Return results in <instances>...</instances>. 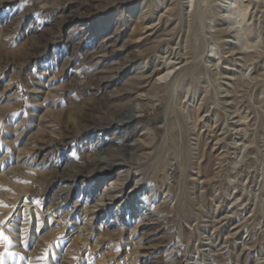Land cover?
I'll return each instance as SVG.
<instances>
[{"label": "rangeland", "instance_id": "1", "mask_svg": "<svg viewBox=\"0 0 264 264\" xmlns=\"http://www.w3.org/2000/svg\"><path fill=\"white\" fill-rule=\"evenodd\" d=\"M131 81L138 118L93 128ZM120 155L143 187L93 214L128 170L98 158ZM263 246L264 0H0L3 264H264Z\"/></svg>", "mask_w": 264, "mask_h": 264}, {"label": "bare ground", "instance_id": "2", "mask_svg": "<svg viewBox=\"0 0 264 264\" xmlns=\"http://www.w3.org/2000/svg\"><path fill=\"white\" fill-rule=\"evenodd\" d=\"M235 1L236 0H234V2ZM230 4H231V2H230ZM232 5H233V3H232ZM230 11H227V13H230ZM157 71H158V69H155L154 71H152V73L149 76H147L148 79L151 78V76L154 75ZM169 75H170V72L167 71L161 77L159 76L157 81L163 80V79L167 78ZM134 78H133V80H134ZM131 82L133 83V87L130 90V94L133 96V99L131 100L130 104L128 106L121 107L116 112L111 113L110 117H106L107 115L106 116L104 115L105 117L101 118L99 120V122L95 123L93 128H95V129L98 128L97 130H105V131L112 130L114 132H117V131L121 130L123 127L127 126L129 123L134 122L138 118L139 110L141 108L140 105H142V103H143L141 95L137 94V92L140 88V84L136 83V82L134 83V81H131ZM154 82L155 81H153L150 84H152L153 86L156 85V83H154ZM174 82H176V80ZM144 84H145V82H144ZM72 107L73 106H71V108ZM98 159H99V161L96 163L97 168L103 173L105 172V170L107 168L111 169V168H122V167H124L128 170H126L124 172V174H121V173L118 174L116 176L115 180L110 183L111 188L105 189V191H107V192L103 196V198L101 199V204H99L96 207V209L92 211L93 214H96L97 212H99L101 208L109 207L111 205L118 203L119 201H121V204H123V205L130 202L132 200L133 196H135L143 187V180H137L134 182V184L131 187H128L129 186L128 184L130 182V176H131L130 174H132L131 171L134 169L133 168L134 164L131 161L126 160L124 155L114 156L111 159H107L104 157L98 158ZM78 175H79V172L74 173L73 175H72V173H70V174L68 173V174H64L63 176H61V178L74 182L77 179ZM25 210H26V208H25ZM27 212H29V211H27ZM93 217H94V215H93ZM88 223H89V221H88ZM61 226L62 225H60V227ZM57 231H61L60 228ZM55 232H56V230H55Z\"/></svg>", "mask_w": 264, "mask_h": 264}, {"label": "snow or ice", "instance_id": "3", "mask_svg": "<svg viewBox=\"0 0 264 264\" xmlns=\"http://www.w3.org/2000/svg\"><path fill=\"white\" fill-rule=\"evenodd\" d=\"M4 239H5V243H7V238H4ZM3 259H4V257L0 256V264H3Z\"/></svg>", "mask_w": 264, "mask_h": 264}]
</instances>
